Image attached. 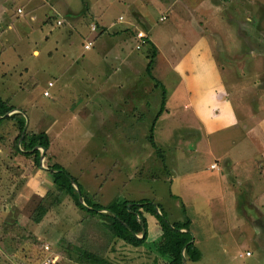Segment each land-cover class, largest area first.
Wrapping results in <instances>:
<instances>
[{
  "label": "rangeland",
  "instance_id": "obj_1",
  "mask_svg": "<svg viewBox=\"0 0 264 264\" xmlns=\"http://www.w3.org/2000/svg\"><path fill=\"white\" fill-rule=\"evenodd\" d=\"M30 1L5 0L4 12L3 14L0 12V96L9 95L8 100L11 104L13 95V103L21 109L13 108L6 112L5 116L20 111L25 123L28 122L24 134L46 132L52 138V142L45 150L43 166H41L40 155L37 164L35 155H23L18 151L23 149L20 141L24 135L21 132L18 138L20 130L18 118H4L0 122V200L11 203L8 207L0 206V264H84L81 257L82 250L88 251V248H91L90 244H99L98 247L103 249V241L106 242L116 237L107 231L103 225V219L98 214L82 211L70 195H59V199L54 201H50L49 198L43 199L47 191H52L54 194L61 192L59 187L49 183L51 179L47 174V164L53 163H58L73 175L82 186L84 193L102 206L115 203L122 197L132 201L150 199L160 206L159 212L163 210L166 213L169 222L188 220L191 239L203 253L201 261L196 264H264V249L256 238L257 235L259 238L264 237V222L254 218L252 223L245 221L249 226H243L241 224L243 221H239V217L243 214L242 209L245 217L256 216L260 220L264 219L262 212L264 206L254 212V205L249 203L251 199L248 197L250 196L249 189L254 191L253 197L259 191L262 197L260 202L264 204L263 190H261L264 188L262 150L256 154L257 150L244 149L245 143H239L241 153L238 155L240 157L237 156L239 161L234 163V166L244 176L252 179L249 178L247 186L242 183L247 190L238 188L231 190L229 206L238 209V219L233 212H229V209L224 214V205L209 206L208 203H204L206 200L202 199L205 197L204 194L203 197L201 193L196 194L197 191L206 188V183L207 188L209 187L208 179L211 181L214 179L207 175V182L203 181L205 172L198 174V168L200 171L201 165L206 161L207 138H210L213 143L215 136L207 137L204 132L194 131L193 127L197 129L200 123L197 120L194 121L191 114L187 116L188 120L183 119L182 114L179 113L180 115L177 116L175 114L164 115L163 121L158 123L156 121L153 131L154 139L158 136L156 133L162 132L158 130V124L159 126L165 125L166 141L180 142L179 153L177 150H172V145L161 147L164 161V167H161L157 151L149 141L150 127L156 115L154 104L159 105L161 100L160 90L157 89L155 81L163 82L169 91L171 90L170 94L173 91L171 87L177 85L170 73L172 67L165 68L163 58H159L157 65L150 68L155 81L150 80L146 71H144V76L143 71L141 73L142 84L147 83V86L146 89L142 87L137 94L142 98L146 97L147 100L146 123L143 120V124L138 123L137 127L135 126L138 130H121L116 133V136L111 132L115 146H109V141H106L104 137L98 138L96 135H90L89 131H82L80 129L82 126L77 120L79 114L76 109L77 105L82 102L84 93L89 90L87 83L84 84L86 88L80 89L83 85L80 81L82 70L88 74L87 70L81 67L87 61L80 59L76 63L75 57L73 59L62 57L63 55L60 57L63 53L62 49L70 45L68 49L78 52L82 49L83 41L93 42L94 38L97 40L108 34L110 29L103 23V15L105 20H110L122 11L126 15L129 14L130 9L125 0H52L53 5L57 4L60 8L68 6L74 8V11H69L68 16H64V21L57 19L54 22L52 16H47L42 21L40 18L32 21L31 11L42 9L40 6L44 1ZM164 1L171 3L174 0ZM223 1L181 0L174 7L169 5V10L163 7L157 9L152 0L149 2L135 0V3L145 6L148 14L144 15L147 17L150 15L155 17L162 11L165 14L170 13L166 15H169L167 22L161 27V35H164L166 30L167 34L172 36L170 42H175L178 46L177 53L175 51L174 54L177 57L187 51L198 35L195 32L189 34L185 23L180 27H172L173 22L178 23L171 15L172 9L179 7L180 12L184 14L186 12L187 15L193 11L198 13L201 10L205 13L212 12L213 16L208 28L211 30L210 37L214 42L212 54L214 53L213 56L219 64L225 66L223 76H225L227 97L232 101L231 104L235 105L237 111L242 106L250 111L256 109V112L247 111L248 113L244 112L240 115L243 116L246 128L259 125L260 134L262 129L264 130V0H237V4ZM19 5L25 8L23 18L15 13ZM185 5L190 8V11L185 9ZM223 5L229 6L227 12L232 11V18L228 20L227 41L220 34L224 28L223 25L227 24L223 17L224 14L219 12L220 9L224 11ZM93 6L99 8L94 13L92 12ZM237 10L245 11L240 13V18H243L245 13H250L257 19L259 28L249 34V38H240L235 34V30L243 23L237 21L235 17ZM87 13L89 14L85 15ZM66 17H69L66 27L71 26L72 22V26L68 27L70 28L68 32L63 26ZM81 17L84 20L78 21ZM58 20H62L61 25L57 24ZM6 24H9V29ZM81 24L84 26L83 31L79 28ZM92 24L97 26L95 32L91 30ZM177 29H180L182 34L177 33ZM56 33L60 37L57 38V43L53 44L57 49H53L54 52L49 58L45 51L51 46L52 37ZM46 36L51 37L45 39ZM35 46L42 50L38 57L31 52ZM251 47L254 50L248 51ZM145 51L146 47L143 46L140 50L143 56L146 54ZM192 51L194 50L191 49L188 53ZM97 54L99 57L104 56L103 51H97ZM60 61L64 66L71 64L70 67H72H69L66 73L63 72L64 70L60 72L58 66ZM153 62L154 58L152 64ZM120 73L122 74V71ZM50 80L54 82L52 87L47 84ZM100 82L105 81L100 79ZM257 82L260 83L259 91L256 86ZM138 84L137 82L136 85ZM104 86L107 89L106 82ZM45 89L50 96L44 93ZM104 94L113 95V92L105 90L102 95ZM118 94L123 95L122 92ZM105 100L107 102V98ZM244 117H253V122H246ZM173 129H175L174 133H172ZM125 136H131L130 143L134 141L137 145L135 149H132L137 156H129L128 143L124 142ZM261 139L264 140L263 132ZM226 141L227 138L222 143ZM110 144L112 145V141ZM194 145L197 147L196 151L199 152V156L192 155L195 150ZM250 146L249 144L247 147ZM254 146L257 149L256 143ZM259 147L263 149L262 143ZM37 148L41 151L40 146ZM171 150L177 154L173 169L176 174H180L178 178L170 176ZM219 150V145L214 146L216 155ZM219 156V154L215 158L212 156L211 159V165H215L214 168L218 167V169L221 163ZM243 160L249 161L243 162ZM138 164H143L141 168L145 172L136 171L134 173L135 165ZM206 167H204L205 170ZM223 170L226 172L225 167ZM186 172H189L188 177L181 176ZM135 175H141L142 179H136ZM151 178L163 179V181L153 182ZM229 180L233 182V179L228 177L227 181L231 184ZM258 181L259 188L255 189ZM251 183H253L252 188ZM42 203L48 206L43 211L40 222H35L33 219L35 215L39 216L41 213ZM82 203L86 205L83 198ZM99 212L106 211L101 209ZM12 223L20 228L17 230L10 228L9 224ZM260 226H263L261 231L256 228L260 229ZM254 229H256V235H254L256 239L246 237L245 234L252 233ZM146 230L145 240L140 244L131 243L130 248L128 246V248H123L116 241L118 244L115 245V253L118 255L114 257V264H166L176 256L177 244L181 240L179 233H174L156 224L148 225ZM138 234L140 235L139 232ZM244 246L252 248L251 256H241V254L244 255ZM181 254L185 255L183 248ZM184 264L194 263L185 256Z\"/></svg>",
  "mask_w": 264,
  "mask_h": 264
},
{
  "label": "crops",
  "instance_id": "obj_2",
  "mask_svg": "<svg viewBox=\"0 0 264 264\" xmlns=\"http://www.w3.org/2000/svg\"><path fill=\"white\" fill-rule=\"evenodd\" d=\"M31 2L30 0H28ZM42 5L40 6V10L35 9L34 12L31 11L30 18L32 21L37 20L40 18V20H44L47 16H52L54 19V22L57 19H64V16H68L69 11H74V8H69L68 6L65 8H60L57 4L53 5L52 0H42ZM112 1V0H111ZM110 1V2H111ZM144 1V0H143ZM149 2V0H146ZM153 5L157 9L159 7H163L164 9H168V7H174L178 2L181 0H174L171 3L164 0H158L155 4L156 0H152ZM211 1V0H209ZM127 2V5L129 7V14L126 15L125 12L118 13L116 17H112L110 20H105L103 15V23L105 25L109 26V32L108 34L103 35L101 38H97V40L94 38L91 46L89 48H85L84 44L86 41H83L82 43V49L77 52V50L68 49L71 47L70 45L64 46L62 49V54L60 57H68V59H73V57L76 58V63L80 59H84L87 61L84 66L81 68H84L87 70L88 74L82 70L83 74L81 76V83L83 84L80 89L86 88L84 84H88L87 88L89 89L86 93H84V98L82 102H80L77 105V111H78V117L77 120H79L81 124V130L82 131H89L90 135L96 137H104L106 141H109V146H115L113 140L114 137H111V132L116 136L117 132H121V130H138L135 128L137 127L138 123L143 124L147 122L146 116H147V100L146 97L142 98L140 97L138 92L142 90V87L146 89V84H142L141 78H142V71L143 76L145 75L144 71L147 72V65L146 62H148L147 59V51H145L146 54H143L140 52L142 47L144 46V41L147 38V40L151 41V43L155 46L156 49V55L154 57V62L151 64V67L155 64L157 65L158 59L163 58L164 59V67L171 68V75L175 83V87L173 88V91L170 94L169 89L165 84H163L165 90H166V100L164 103V110L157 118V123L159 121H163L164 115H173L175 114L180 115L182 114L183 119L188 120L187 116L192 115V119L195 121L197 120L200 123V127L197 129L193 127L194 131H198L199 133L204 132V134L207 137H214L213 139L220 142H211L210 138H207V157L205 163L201 165V169L199 171L198 168V174L205 172V176L202 178L203 181L207 182V175L211 176L212 181L208 179L209 187L199 190L196 192V194H203L205 197L202 199L206 200L204 203H208L209 206L217 207L224 205L225 206V212H233V215L239 217L238 215V209L234 206H229V197L232 193L231 190L239 189V190H247V187H243V184L247 186L248 181H250L248 176H244L240 171H238L234 163L238 162L239 159H237V156L241 153L240 149L241 146H239V143L244 142L245 145L243 146L244 149L253 148L255 153L258 154L260 151L264 154V140L262 141L261 136L262 132L264 135V130L262 129L261 133L259 134L261 128L251 126L246 128V123L244 122L243 116H241V113H248L247 111H250L245 106H242V108H239V110H236L235 105L232 103L229 97H227V89H226V82L224 83L223 73H225V66L219 64L217 62V59L213 56V41L210 37V31L208 30L210 21L212 20V12L205 13L204 11H198V13H195L194 11L190 14H185L180 12L179 7H175L172 9L171 15L178 21V23H172V27H180L181 24L185 23L187 27V32L189 34L194 33L198 35V37L192 42V44L189 46L187 51L183 53L182 55L175 56V51L178 48L177 45H175V42H170L172 39L171 35L167 34V31H164V35H161V27L167 22L168 16L165 12H160L157 14V18L150 15L149 17L145 16L144 14H148L147 10L145 9V6H141L139 4L135 3V0H125ZM223 2H232L233 4H237V0H224ZM223 3V4H227ZM4 4L5 0H0V12L3 14L4 10ZM184 4V2H182ZM170 5V6H169ZM144 7V9L142 8ZM186 10L190 11V8L185 5L184 6ZM228 5H223V10L220 9V13L224 14L223 17L227 21V24L223 25V29L220 31L221 36L223 35L224 38L227 41V36L229 30H227L228 27V20L229 18H232V11L229 13L227 12ZM20 9V11H18ZM99 8H96L93 6V13L97 11ZM133 10V11H132ZM101 11V10H100ZM99 11V12H100ZM245 11H238L235 15L237 21H242L241 27L237 28L235 30L236 36L239 35L240 38L248 37L249 34H252L255 32L256 29L259 28L257 26V19H255L250 13H245L243 18H240V13ZM16 15L19 17H25V8L23 5H19L16 8L15 11ZM90 13V11H89ZM89 13L85 14L88 15ZM136 13V15L134 14ZM84 14V13H83ZM121 17V18H120ZM194 17V18H193ZM68 18L66 17L65 21V30L68 32L72 26L66 27V23L68 22ZM82 20V17L78 20ZM84 20V18H83ZM82 20V21H83ZM170 20V19H169ZM44 22V21H43ZM1 23V22H0ZM47 23V22H46ZM3 24V22H2ZM62 24V23H61ZM59 24V25H61ZM246 24V25H244ZM9 24H6L7 29H9ZM46 26V25H45ZM50 26V25H49ZM257 26V27H256ZM79 28L84 30L83 24L79 26ZM72 29V28H71ZM207 29V33H206ZM250 29V31H249ZM50 30V28H49ZM73 30V29H72ZM143 31L145 33V38L142 40V44H140V47L137 48L138 43H140V40L136 36V32ZM177 33L182 34L180 29L176 30ZM90 33V30H89ZM25 35L26 33H22ZM56 33L52 37V43L51 46L46 49V54L49 58H51L54 50L57 49L54 47L57 43V38H60ZM51 36H46L45 39H48ZM249 38V37H248ZM7 39V38H6ZM257 40V39H256ZM225 41V42H226ZM260 42V41H259ZM258 42V45H259ZM68 44V43H66ZM65 44V45H66ZM254 47V44H252ZM251 47L248 49V51H253L254 48ZM194 50L191 53H188L190 50ZM41 49H39L37 46L33 47L31 49L32 54L35 57H38L41 53ZM97 51H103L104 56L99 57L97 54ZM177 53V51H176ZM145 57V58H144ZM173 58V59H169ZM147 59V61H145ZM167 63V65H166ZM242 63V62H241ZM71 64L65 65L61 63L58 65L60 68V72L63 71L66 73L69 70ZM72 67V66H71ZM70 67V68H71ZM150 67V68H151ZM144 68V70L142 69ZM122 71V74L120 73ZM167 73V70H166ZM100 79H104V81L107 84V89H105L104 84L105 82H100ZM86 81V82H84ZM51 82V85L54 86V82L51 80L47 82V84ZM139 83L138 86L136 83ZM173 83V84H174ZM257 90L259 91V82L256 83ZM159 87H157L158 89ZM143 89V90H144ZM47 90V89H45ZM105 90H110L113 92V95L104 94L102 95ZM160 92L161 89L159 88ZM118 92H122L123 95L121 96L118 94ZM49 93V92H48ZM50 96V93L48 94ZM3 97V96H2ZM10 96L3 97L4 99ZM100 98V102L99 101ZM107 98V102L105 100ZM11 104L15 106L14 109L17 110L21 109L20 107H17L15 103H13V95L11 96ZM170 100V101H169ZM156 108V112L159 109V105L156 103L154 104ZM256 109H253L250 112H256ZM186 111V112H185ZM20 112V111H19ZM180 113V114H179ZM238 113V114H237ZM144 114V115H143ZM247 121L246 122H253V117H244ZM190 119V118H189ZM156 124V122H155ZM158 130L162 131L161 133H156L158 136H155L156 144L160 147H164V145H172V150L179 151V141H166V134H165V125H158ZM184 126V125H183ZM182 126V127H183ZM189 127V126H188ZM185 128V127H184ZM186 129V128H185ZM175 129L172 130V133H174ZM212 134V135H210ZM104 135V136H103ZM49 136V135H48ZM50 137V136H49ZM129 137H124V142L128 143L129 150V156L134 157L135 155L132 151V149H135L137 146L134 144V141L130 143ZM227 138L226 142H223ZM50 143L52 142V138L50 137ZM209 140V141H208ZM112 141V145L110 142ZM257 144V149L254 146V143ZM262 143L263 149H260L259 144ZM103 144V143H101ZM251 145L250 147H247L248 145ZM220 146L219 150V158H220V168L218 167L214 168L211 167V159L217 157L216 152L214 151V146ZM195 146L194 152H192V155L199 156V152L196 151L197 147ZM171 150L170 160L169 162L171 165H169V172L170 176L173 178H178L180 174H176L175 169H173V164L177 158V154H174ZM157 157L159 161L161 162V167H164L163 165V155L162 151L157 150ZM159 151V153H158ZM253 152V151H252ZM202 153V152H201ZM249 153V152H248ZM246 153V154H248ZM254 153V154H255ZM231 155V156H230ZM171 156L173 157L171 159ZM175 156V158H174ZM243 155H241L242 157ZM240 157V156H238ZM230 159V160H229ZM132 161V160H131ZM248 162L249 160H243V162ZM229 162V163H228ZM232 163V164H231ZM143 164L135 165L134 173L137 172H145V170L141 168ZM206 167V170L204 167ZM225 167L226 172L223 170ZM196 169V168H195ZM222 169V171H221ZM230 169V173H229ZM197 170V169H196ZM205 170V171H204ZM194 174V173H193ZM189 172H186V174H183L181 176H187L188 177ZM136 179H142V176L135 175ZM233 179L230 183H228L227 178ZM252 179V178H251ZM153 182H159L163 181V179H157V178H151ZM258 183L257 186H255V189H258ZM253 186V183H251V188ZM254 189V187H253ZM263 190V196H264V188ZM254 191L252 189H249L248 193L250 196V204L254 205V212L256 209L263 208L264 204H261V193L258 191L257 194L253 197L252 193ZM259 193V194H258ZM2 195V194H1ZM252 197V198H251ZM264 198V197H263ZM209 200V201H208ZM2 203V204H1ZM183 203V202H182ZM0 206L6 205L7 207L11 205L10 201H1L0 200ZM251 206V205H249ZM251 208H253L251 206ZM247 209V207H246ZM243 212L242 216L239 217V221H243L241 223L243 226H249L247 223H252L254 218L259 220L260 222L263 220H260L259 217L254 216H246L244 214V210H241ZM264 213V208L263 211ZM252 219V220H251ZM247 223H246V222ZM256 223H259L257 221H254ZM160 226L157 223V220L153 216L147 217V226L154 225ZM258 230H263V226L256 227ZM256 232V229L253 230L250 234H245L246 237L255 238L254 235ZM259 240V244L264 249V237L259 238V235L256 236ZM255 238V239H256ZM261 239V240H260ZM114 241V242H113ZM119 242V244L126 248L127 246L130 248L131 243L127 242L119 237H114L112 240H106L103 241L104 248L100 249L98 245H91L90 249L88 248V251L92 253L97 258H101L105 260L106 264H114L115 259L118 254L115 252L116 243ZM256 241V240H254ZM194 242V241H193ZM90 243V242H89ZM127 247V248H128ZM200 252L201 256L198 261H191L190 262L196 264L201 261V258L203 257V253L201 251V248L196 246ZM251 247L244 246V255L241 254L243 257H248L252 255ZM113 250V252H111ZM84 250H82L83 252ZM81 252V253H82ZM184 255V254H183ZM185 256V255H184ZM113 257V258H112ZM86 259V258H85ZM85 259L82 258V262L84 264H97L94 262H87ZM247 264V263H245Z\"/></svg>",
  "mask_w": 264,
  "mask_h": 264
},
{
  "label": "trees",
  "instance_id": "obj_3",
  "mask_svg": "<svg viewBox=\"0 0 264 264\" xmlns=\"http://www.w3.org/2000/svg\"><path fill=\"white\" fill-rule=\"evenodd\" d=\"M143 43L147 51V59H148L147 73L150 80L155 81L154 77H152L151 75L150 67L152 64V60L156 55V49L155 46L151 43V41L147 40V38ZM155 82H156L155 85L161 89L160 92L161 100L159 104V109L150 127L149 141L151 145L155 147V149L161 151L160 147L156 144V141L153 136V131L157 118L164 110V103L166 100V90L161 82L157 80ZM13 108H15V106L10 104L7 98L4 99L0 96V115L2 116L0 117V122L4 118L11 119L13 117H17L18 125L20 127L18 133V138H19L25 123V119L23 115L19 112L5 116L6 112L12 110ZM50 141L51 140L46 132L24 134L20 141V144L23 149L18 151L23 155H28V156L31 154L35 155V159L38 164V157L41 151L35 147L36 146L45 147L47 150L50 146ZM47 174L51 179L49 183L52 184L53 186L59 187L61 189L60 190L61 192H57L54 194L52 191H47V193L43 198L44 200L46 198H49L50 201H54L55 199H59V195H63V194L70 195L73 198L75 204L82 211L98 214L100 218L103 219V225L110 234L133 244H140L143 240H145L147 236V230H146L147 217L149 215L153 216L161 227L173 231L174 233L177 232L181 235V240L178 243L179 245L177 244L178 248H177L176 256L173 259L169 260V262H166V264H180L182 259V254H181L182 248L184 249L185 256H187L189 260L191 261L199 260L201 256V252L196 247L193 241L190 242L191 235L189 233V226H188L190 222L188 220L181 222L176 221L173 223L169 222L166 213L163 212V210L159 212L158 209L160 208V206L154 203L150 199L132 201L122 197V199L117 200L115 203H112L107 206H102L99 203H96L92 199H90L84 193L82 186L78 183L76 178L58 163H53L50 165L47 164ZM71 179L74 181L73 183ZM74 183L80 189L81 195L86 205H83L79 201L78 194L74 187ZM128 203H130V205H128ZM47 206L43 203L40 205L41 213L39 214V216L35 215V218L33 219L35 222H40L43 211L46 209ZM101 209L106 210V212H99V210ZM9 226L10 228H14L15 230L20 228L19 226H16L13 223L9 224ZM2 227L5 226L2 225ZM142 228L145 231L144 235L142 237H138L142 233ZM138 232L140 233V235L138 234ZM81 257L83 259L86 258L85 261L87 262H94L97 264L107 263L105 260L95 257L94 255H92V253L86 250L82 252Z\"/></svg>",
  "mask_w": 264,
  "mask_h": 264
},
{
  "label": "water",
  "instance_id": "obj_4",
  "mask_svg": "<svg viewBox=\"0 0 264 264\" xmlns=\"http://www.w3.org/2000/svg\"><path fill=\"white\" fill-rule=\"evenodd\" d=\"M0 117H2L1 115H0ZM27 125H28V122L26 121V123H25V125H24V128H23V131H22V135L24 134V132H25V130H26V127H27ZM38 146H36L35 148H37ZM41 148V154H40V165L41 166H43V164H42V161H43V158H44V156H45V150H46V148L45 147H40ZM71 181H72V183L74 182L72 179H71ZM74 187H75V189H76V192H77V194H78V199H79V201L82 203V195H81V192H80V189L78 188V186L76 185L75 186V183H74ZM83 204V203H82ZM84 205V204H83ZM128 205H130V203H128ZM106 211V210H105ZM144 229L142 228V233H141V235L140 236H138V237H142L143 235H144ZM193 240L191 239L190 240V242H192ZM184 262H185V256L182 254V259H181V263L180 264H184Z\"/></svg>",
  "mask_w": 264,
  "mask_h": 264
},
{
  "label": "built area",
  "instance_id": "obj_5",
  "mask_svg": "<svg viewBox=\"0 0 264 264\" xmlns=\"http://www.w3.org/2000/svg\"><path fill=\"white\" fill-rule=\"evenodd\" d=\"M18 11H20V9H18ZM121 18V17H120ZM62 23V20H58L57 21V24L59 25V24H61ZM96 28H97V26L95 25V24H92L91 25V30L92 31H96ZM136 36H137V38L140 40V43H138V45H137V48H139L140 47V44H142V40L145 38V33L143 32V31H138V32H136ZM91 44H92V42L91 41H86L85 42V44H84V47L85 48H89L90 46H91ZM48 85H51V82H49L48 83ZM46 95H48L49 93H48V91H46L45 90V92H44ZM211 167H215V165H211ZM48 248V247H47Z\"/></svg>",
  "mask_w": 264,
  "mask_h": 264
}]
</instances>
